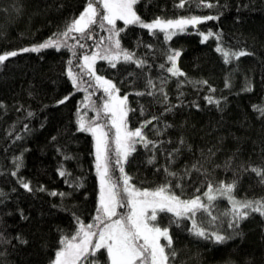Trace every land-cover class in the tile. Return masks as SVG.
<instances>
[{"label":"trees","instance_id":"16d2710c","mask_svg":"<svg viewBox=\"0 0 264 264\" xmlns=\"http://www.w3.org/2000/svg\"><path fill=\"white\" fill-rule=\"evenodd\" d=\"M180 3L138 0L134 9L144 22L217 18L188 25L170 39L159 29L122 20L109 32L113 26L105 21L83 36L70 33L68 47L23 52L66 31L86 0H0V54L18 52L0 65V264H52L59 242L72 238L79 223H97L95 138L80 131L79 121L104 125L113 160L116 129L103 111L107 94L84 67L85 55L99 53L95 73L127 96L128 129L141 128L152 141L145 146L135 138V150L122 161L136 189L168 185L169 192L187 200L202 196L209 184L215 189L235 182L238 197L264 198V182L251 171L264 169V115L257 111L264 107V0ZM204 32L212 35L205 40ZM217 48L248 55L226 63ZM124 53L132 59L126 61ZM173 64L184 75L169 72ZM69 67L80 78L77 85ZM112 171L114 179L123 175L115 163ZM230 208L219 198L211 210L216 221L210 223L202 212L195 216L197 225L223 235L222 242L194 235L191 219L158 212L151 223L168 228L172 244L165 251L175 252L168 264H264V216L251 213L229 227ZM128 211L125 201L117 217ZM160 242L167 245L163 238ZM97 257L99 264H109L105 250Z\"/></svg>","mask_w":264,"mask_h":264},{"label":"snow or ice","instance_id":"6c2138e0","mask_svg":"<svg viewBox=\"0 0 264 264\" xmlns=\"http://www.w3.org/2000/svg\"><path fill=\"white\" fill-rule=\"evenodd\" d=\"M137 3L138 0H86V7L78 18H75L66 26V31L35 47L24 48L21 51L39 52L41 49L56 48L58 50L61 47H68L65 38L70 33L76 32L83 36L98 23L99 27L103 28L105 21L108 25L113 26V28L108 29L109 32H113L117 20H122L125 24H139L143 28L159 29L161 32L167 33L170 29L184 31L188 25H197L206 20L217 18L213 16H191L167 20L158 18L150 23H145L134 10ZM101 4L103 6L102 10L100 9ZM178 6L183 7L184 0H181ZM206 6L213 7L212 4ZM115 35L118 36L119 32L116 31ZM211 35L212 33H208L207 36H204V39L207 40L208 36ZM168 38H171V34L168 35ZM108 39L111 40L112 37L109 36ZM80 46L83 47V45ZM115 46L119 49L118 40L115 41ZM217 51L223 52L226 63L229 62V58L238 60L240 57L248 55L245 51L229 52L220 48H217ZM73 54L75 55V53ZM17 55V51L0 54V65L10 57ZM97 55L99 53L92 56L85 55L83 57L84 67L87 69V74L95 78L96 83L103 87V91L108 96L103 104V111L111 114V123L116 129V156L113 160L109 150L108 134L104 131V125L85 122L81 118L79 121L80 131L89 132L95 138L96 169L100 179L99 207L95 217L97 223L87 225L79 223V229L72 238L65 237L59 242L61 247L55 253L53 264H99L97 253L102 249L106 251L109 264H168L170 256H175V252L166 253L165 251V248L170 247L172 244V237L168 228H161L158 224L151 223L157 221L158 212H168L178 218L191 219L194 235L222 242L225 239L223 235L218 234L215 230L208 232L205 227L197 225L195 220L197 213L202 212L210 217V223L216 221L218 218L212 215L211 210L214 207V202L219 198L227 199L231 205L229 212L225 213V215L231 217L229 227L238 223L239 220L246 219L251 213L264 216V198L261 200H240L236 198L234 195L235 182L230 184L221 182L215 189L209 184L208 191L204 193L207 202L199 195L191 199L181 200L179 196L169 192L168 185H162L154 191L136 189L130 183L132 178L124 172L122 161L126 162L128 156L135 150V138L145 142V146L152 143V141L146 139L141 128L128 129L126 124L128 114L126 109L127 96L119 97L116 94L119 89L111 80L96 75L93 66ZM179 55L180 53L177 52L175 56H170L169 59L174 60ZM118 56L119 54L111 56V60L118 59ZM101 58L109 59L110 56L104 55ZM124 59L126 61L131 60V54L124 53ZM137 63L142 65L143 61H137ZM112 66L115 67V64L113 63ZM168 71L173 75H184L176 68L175 64L168 68ZM68 75L71 77L72 83L77 85L80 78L72 71L71 67L68 69ZM86 99H89V97H86ZM64 102V100L60 101V103ZM209 102H212L211 98H209ZM216 103L218 104L219 101H216ZM257 111L264 115V107H258ZM99 116L100 113L97 111L98 119ZM182 143L183 141H181ZM17 159L20 160L21 158ZM113 163L119 165V173L123 174L122 177L113 178ZM21 166V163H17V168ZM251 171L261 178V182H264V169L252 167ZM12 174L15 175V173ZM60 175L63 176L65 173L61 171ZM169 175L174 176L175 173H169ZM121 179L122 188L118 190ZM22 185L25 189L31 191L27 182H22ZM122 193L126 195H122ZM52 195H56V193H52ZM125 201L129 207L127 215L119 214V218L113 219V217L118 216L117 209L125 206ZM100 224H103L102 228L99 227ZM94 228L99 230L94 231ZM161 238L167 241V245L161 244Z\"/></svg>","mask_w":264,"mask_h":264},{"label":"rangeland","instance_id":"374dc122","mask_svg":"<svg viewBox=\"0 0 264 264\" xmlns=\"http://www.w3.org/2000/svg\"><path fill=\"white\" fill-rule=\"evenodd\" d=\"M135 10V9H134ZM199 17H205V16H201V15H198ZM185 18H187V17H185ZM179 19V18H178ZM144 22V21H143ZM151 22V21H150ZM150 22H145V23H150ZM198 25V24H197ZM179 30H177V29H170V30H168V32L166 33L167 35H169V34H171V35H173L172 33H176V32H178ZM208 33L209 32H204V33H202V37L204 38V36H207L208 35ZM210 36H208V38H209ZM112 81V80H111ZM112 83L114 84V82L112 81ZM119 97H121V98H123L125 95H121V94H119V93H116ZM141 191H143V190H141ZM148 191H153V190H148ZM208 191V190H207ZM207 191H205V192H207ZM234 195H235V193H234ZM202 197V199H204L205 200V202L207 201V198L206 197H204V194L201 196ZM235 197L236 198H238V199H240V200H257V199H254V198H241V197H238L237 195H235ZM118 217H113V219H117ZM99 227L100 228H102L103 227V224H100L99 225ZM94 231H98L99 229L98 228H94L93 229ZM52 264H53V262H52Z\"/></svg>","mask_w":264,"mask_h":264}]
</instances>
